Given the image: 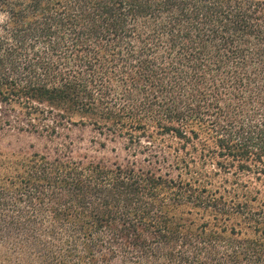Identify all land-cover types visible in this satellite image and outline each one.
Instances as JSON below:
<instances>
[{
  "label": "trees",
  "instance_id": "1",
  "mask_svg": "<svg viewBox=\"0 0 264 264\" xmlns=\"http://www.w3.org/2000/svg\"><path fill=\"white\" fill-rule=\"evenodd\" d=\"M0 264H264V0H0Z\"/></svg>",
  "mask_w": 264,
  "mask_h": 264
},
{
  "label": "rangeland",
  "instance_id": "2",
  "mask_svg": "<svg viewBox=\"0 0 264 264\" xmlns=\"http://www.w3.org/2000/svg\"><path fill=\"white\" fill-rule=\"evenodd\" d=\"M11 139H12L13 142H10V144H14V145H17V146H24L25 144H28V143H36V147L37 148L41 147V145L37 144V141L34 138L30 137V136L23 137V139L21 141H16L15 138H11ZM4 144H6V142Z\"/></svg>",
  "mask_w": 264,
  "mask_h": 264
}]
</instances>
